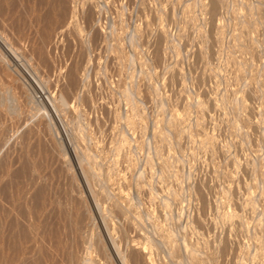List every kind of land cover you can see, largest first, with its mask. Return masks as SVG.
Here are the masks:
<instances>
[{
	"label": "rangeland",
	"instance_id": "1",
	"mask_svg": "<svg viewBox=\"0 0 264 264\" xmlns=\"http://www.w3.org/2000/svg\"><path fill=\"white\" fill-rule=\"evenodd\" d=\"M207 2L0 0V264H264V0Z\"/></svg>",
	"mask_w": 264,
	"mask_h": 264
},
{
	"label": "bare ground",
	"instance_id": "2",
	"mask_svg": "<svg viewBox=\"0 0 264 264\" xmlns=\"http://www.w3.org/2000/svg\"><path fill=\"white\" fill-rule=\"evenodd\" d=\"M212 1H213V0H212ZM209 2H210V0H209ZM209 2H207V3H209ZM207 3H206V4H207ZM215 4H217V3H215ZM215 4H214V5H215ZM208 5H209V4H208ZM214 5H213V6H214ZM207 7H208V6H207ZM210 7H211V6H209L208 8H210ZM216 7H217V5H215V9H217ZM212 8H213V7H212ZM210 10H211V8H210ZM212 10H214V9H212ZM212 10H211V11H212ZM213 12H216V11H213ZM213 12H212V13H213ZM206 13H207V12H206ZM208 13L210 14L209 11H208ZM214 14H215V13H214ZM214 14H213V15H214ZM207 16H208V15H207ZM209 16H210V15H209ZM209 18H211V17H209ZM212 18H213V17H212ZM212 18H211V19H212ZM214 18H215V16H214ZM207 19H208V18H207ZM208 20H209V19H208ZM213 20H214V19H213ZM212 22H213V21H212ZM215 22H216V21H215ZM213 24L216 25V23H214V22H213ZM216 28H217V26H216ZM213 30H216V29L214 28ZM216 31H217V30H216ZM210 33H211V30H210ZM215 33H216V32H215ZM211 35H212V33H211ZM217 35H218V33H217ZM214 36H215V35H214ZM218 36H219V35H218ZM213 38H216V37H213ZM218 39H219V38H218ZM213 40H214V39H213ZM217 41H219V40H217ZM217 41H216V42L213 41V42L216 44ZM219 44H220V43H219ZM215 48H216V47H215ZM212 49H213V48H212ZM214 50H216V49H213V51H214ZM178 70H179V69H178ZM178 74H179V73H178ZM172 75H173V74H172ZM180 75H181V73H180ZM171 77H172V76H171ZM175 79H176V78H175ZM178 80H179V79H178ZM180 80H181V77H180ZM175 81H177V80H175ZM175 81H174V82H175ZM179 83H180V82H179ZM210 84H211V83H210ZM200 85H201V84H200ZM202 85H203V84H202ZM202 85H201V86H202ZM171 86H172V85H171ZM178 86H179V85H178ZM206 86H207V85H206ZM208 86H209V85H208ZM203 87H205V85H203ZM209 87H210V86H209ZM209 87H206V88H207V92H208ZM212 87H213V86H212ZM212 87H211V89H212ZM169 88H170V86H169ZM206 88H205L204 90H206ZM177 90H178V89H177ZM209 90H210V89H209ZM173 91H175V90H173ZM210 91H211V90H210ZM203 92H204V91H203ZM173 93H174V92H172V94H173ZM210 93H211V92H210ZM208 94H209V93H208ZM212 94H213V93H212ZM175 96H176V95H175ZM209 96H210V95H209ZM209 96H208V97H209ZM173 98H174V97H173ZM173 98H172V99H173ZM210 98H211V97H210ZM211 100H212V99H211ZM175 101H176V100H175ZM177 101H179V100H177ZM207 101H208V100H207ZM173 102H174V101H173ZM179 102H180V101H179ZM208 103H209V102H208ZM176 105H177V103H176ZM176 105H175V106H176ZM177 108H178V107H177Z\"/></svg>",
	"mask_w": 264,
	"mask_h": 264
}]
</instances>
